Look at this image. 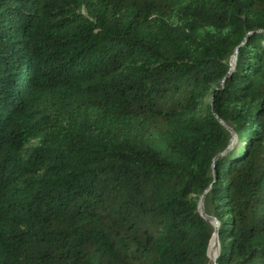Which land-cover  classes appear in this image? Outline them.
Wrapping results in <instances>:
<instances>
[{"label": "trees", "instance_id": "1", "mask_svg": "<svg viewBox=\"0 0 264 264\" xmlns=\"http://www.w3.org/2000/svg\"><path fill=\"white\" fill-rule=\"evenodd\" d=\"M207 189L264 264V0H0V264H209Z\"/></svg>", "mask_w": 264, "mask_h": 264}, {"label": "water", "instance_id": "2", "mask_svg": "<svg viewBox=\"0 0 264 264\" xmlns=\"http://www.w3.org/2000/svg\"><path fill=\"white\" fill-rule=\"evenodd\" d=\"M231 62H232L231 66H233L236 63V54L232 57ZM220 123H222L223 126L228 128V126L224 122L220 121ZM228 129L230 130V128H228ZM233 135H234V133H233ZM208 191H209V189L204 191V193H203V195H202V197H201V199L199 201V204H200L199 205V210H200V215L202 216V218H204L210 224H213V226H215V233L213 235H216V238H217V241H218V232H219V225L220 224H218L217 220L214 217L209 216L208 214H206L205 209H204V202H205V198H206V195H207ZM218 244H219V241H218ZM209 248H210V245H209ZM209 248H208V252H209ZM208 252H207V256H208ZM220 252H221V247H220V244H219V251H218L217 257L214 260V264H217V260H218V258L220 256Z\"/></svg>", "mask_w": 264, "mask_h": 264}, {"label": "bare ground", "instance_id": "3", "mask_svg": "<svg viewBox=\"0 0 264 264\" xmlns=\"http://www.w3.org/2000/svg\"><path fill=\"white\" fill-rule=\"evenodd\" d=\"M215 227V226H214ZM215 233V232H214ZM216 243H218L216 235H213L211 242H210V248H209V252H212V254L214 255L213 258L215 260V258L218 255V249H219V244L217 245Z\"/></svg>", "mask_w": 264, "mask_h": 264}, {"label": "rangeland", "instance_id": "4", "mask_svg": "<svg viewBox=\"0 0 264 264\" xmlns=\"http://www.w3.org/2000/svg\"><path fill=\"white\" fill-rule=\"evenodd\" d=\"M232 62L230 61V64H231ZM236 140H237V138H236V136H234V138H232V140H231V143H232V145L231 146H235L236 144H237V142H236ZM204 209H206V204H205V202H204ZM217 245H218V243H216ZM213 254H212V252H209V255H208V261H209V264H214V258H213Z\"/></svg>", "mask_w": 264, "mask_h": 264}]
</instances>
